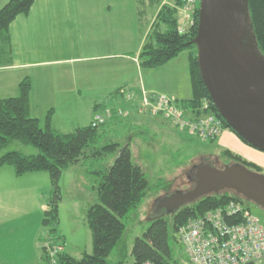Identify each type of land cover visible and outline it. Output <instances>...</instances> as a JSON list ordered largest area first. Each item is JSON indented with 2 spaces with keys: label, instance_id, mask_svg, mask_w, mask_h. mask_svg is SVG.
Returning a JSON list of instances; mask_svg holds the SVG:
<instances>
[{
  "label": "trees",
  "instance_id": "1",
  "mask_svg": "<svg viewBox=\"0 0 264 264\" xmlns=\"http://www.w3.org/2000/svg\"><path fill=\"white\" fill-rule=\"evenodd\" d=\"M151 1L153 6H156L162 0ZM35 2L36 0H8L3 6H0V68L13 64L11 24L19 15L28 14ZM183 5L184 0H175L173 5L166 3L161 6L138 54L139 65L146 69L158 68L188 51L193 96L190 99L178 100V105L186 111H193L197 116L215 115L222 121L224 129L231 130L244 143L251 146L219 114L201 76L198 53L194 51L196 46L193 42L198 32L200 4L198 2L192 24L181 31L183 17L180 10ZM249 16L258 46L264 54V0H249ZM139 23H141V30L148 26L141 19ZM126 89L124 86L112 93L114 96L121 95L125 101L124 104L119 102L118 105L106 106L105 103H101L97 106L96 111L109 109L112 112V116L105 123L100 126H93L90 123L68 132L60 131L53 126V110L48 112L44 126L38 118L30 115L32 92L30 77L27 76L21 80L17 96L0 97V151L7 150L0 156V169L3 166L11 165L16 176L42 171L49 174L52 190L42 224L44 228H47L48 234L58 236L57 239L64 247L63 238L57 229L59 205L62 199V190L59 184L62 173L82 159H102L109 154H117L112 165H102L99 168L97 166L100 164L91 166L92 172L100 177L97 202L87 209V222L92 231L93 251L84 252L81 257H74L63 250L56 256V264H111L108 260L109 256L114 251L121 249L126 230L124 219L130 216L133 211L138 210L149 194L151 183L142 166L133 160L130 148L131 139L127 142H121L118 139L107 141L108 135H111L113 130L132 120L130 115L119 114L118 107L129 108V103L134 100L128 98ZM216 140L210 139L211 142H216ZM14 142L34 146L38 152L25 154L20 150L8 149ZM86 150L91 153L87 154ZM217 156L218 160L227 161L223 167L239 163L264 174L262 165L229 148H223ZM210 158L212 156H202L201 162H208ZM214 163L217 165L218 161H214ZM196 167L191 169L193 173ZM192 171L189 176L194 183ZM163 185V180H160L154 189L160 190ZM231 202H241L250 207L249 204L253 201L235 190L226 189L186 203L167 217L163 214H151L149 216L150 224L146 231L134 240L131 250L133 261L130 263L126 258H121L114 264H141L145 261H150L153 264H189L186 256L176 253L172 246L173 241L183 249L178 236L180 228L191 218L202 216ZM43 239L44 237L42 242ZM42 251V264H52V258L46 249L42 247Z\"/></svg>",
  "mask_w": 264,
  "mask_h": 264
},
{
  "label": "crops",
  "instance_id": "2",
  "mask_svg": "<svg viewBox=\"0 0 264 264\" xmlns=\"http://www.w3.org/2000/svg\"><path fill=\"white\" fill-rule=\"evenodd\" d=\"M7 1L0 0V6ZM132 1L138 4L135 7L137 18L129 19V0H36L30 12L19 15L10 26L13 64L0 68V97L17 96L21 80L30 77V115L44 126L48 112L53 110V126L65 132L90 124L101 103L106 106L124 104L121 95H112L124 86L133 96L128 106L134 112L130 117L136 122L159 119L138 113L142 89L178 100L190 99L193 88L189 54L186 62L176 57L151 69L142 68L138 61L146 34L161 6L173 5L175 0H162L155 12L149 14L145 1ZM137 19L148 24L147 29L136 31ZM179 63L187 68L188 78L175 86L180 76L173 73L175 76L170 82L165 74L176 70ZM165 87L173 88L170 94L160 91ZM104 96L110 101H101ZM77 112L85 114L84 121ZM216 141L233 151L242 147L249 153L231 130H223ZM30 174L16 176L11 165L0 169V264L43 263L41 235L44 228L32 234L31 225L29 233L26 232L32 222L33 207L18 204L16 198L26 197L27 193L31 195L29 180L33 176ZM47 209L48 200L37 204V224L42 223ZM59 234L65 244L64 251H67L66 237Z\"/></svg>",
  "mask_w": 264,
  "mask_h": 264
},
{
  "label": "rangeland",
  "instance_id": "3",
  "mask_svg": "<svg viewBox=\"0 0 264 264\" xmlns=\"http://www.w3.org/2000/svg\"><path fill=\"white\" fill-rule=\"evenodd\" d=\"M144 1L147 6V14L155 12L156 6H153L149 0ZM137 6V2L129 0L127 11L129 19L132 17L137 18L135 17V7L137 8ZM117 14L116 12V15ZM146 18L149 19L148 16H146ZM135 26L137 27L136 31L140 32L141 23H139V19H137V25ZM146 27L147 26L144 28L147 29ZM194 51L198 53L197 48ZM188 54L189 52L185 51L178 56L182 58L181 62L182 60L185 62L187 61ZM186 69L182 68L181 63H179L176 70H172L170 74L167 73L165 76L171 82V78L175 76V74H178L180 77L175 84L176 86L178 83H182L188 78V71H186ZM170 89L173 88L165 87L160 91L170 94ZM184 96L185 95H183V97ZM101 101L107 102L110 100L107 96H104ZM118 108L122 110L129 109L123 107ZM133 113L134 112L130 110V116H132ZM138 113L141 115L144 114L143 116H153L151 114L148 115L146 112L143 113L139 111ZM76 115L80 116V120L82 119L84 121L85 114L83 112H77ZM153 117L159 119H150L149 121L145 120L143 122L130 120L128 124L113 130L111 132L112 134H109L110 136L108 135L107 138V141L110 139H118L121 142H127L131 139L130 148L132 150L133 160L142 166L151 183V189L143 204L138 210L133 211L130 216L124 219L126 222V230L123 235L121 249L119 251H114L109 256L108 260L111 264H114L121 258H126L130 263L133 261L131 250L134 240L146 231L150 224L149 216L151 214H163L167 217L172 214V211H170L167 206H157L160 197L164 196V198L167 199L176 193L181 191L186 193L192 189L194 184L190 179L189 173H191V169L195 166L198 167L204 164L201 162L202 156H212V158L205 163L217 168H223V165H225L224 163L227 162L222 159L218 160L217 158L221 150L226 148L218 144L217 141L211 142L210 140L200 138L196 135L183 133L168 119L161 116ZM241 142L245 144L246 150H249V153L244 152L242 147L236 148L237 150L235 149L234 152L264 167V152L247 145L242 140ZM8 149L20 150L25 154H35L38 152V149L34 146L24 145L20 142L12 143ZM6 151V149L0 151V156ZM86 151L87 154L91 153L88 150ZM116 156L117 154H109L102 159H82V161L71 165L62 173L59 183L62 190V199L59 205V223L57 229L58 232L65 235L67 251L74 257H81L83 252L93 251L92 231L87 222V209L97 202L100 177L92 172L91 166L100 164L97 166V168H99L102 165H112ZM214 161H218L217 165ZM30 176H33V178L30 177L31 179L29 180L32 185L30 191L31 195L27 193L26 197L22 195L16 198L18 204H28V207L31 209L33 207V218L32 216L30 218L32 222L28 225L29 228H27L28 226L26 224L24 226L27 228L26 232L29 233L32 225V234H35L37 233V229L44 228L42 223L39 222V224H37V204H41L50 199L52 184L50 176L46 171L31 173ZM160 180L164 182L163 187L160 190L154 189ZM249 205L252 213L258 216L264 225V210L254 202H250ZM39 217L41 218V214H39ZM46 233L47 228H44L41 238L45 237ZM172 246L176 253L178 252L182 256H185L184 250L179 248L173 241Z\"/></svg>",
  "mask_w": 264,
  "mask_h": 264
},
{
  "label": "water",
  "instance_id": "4",
  "mask_svg": "<svg viewBox=\"0 0 264 264\" xmlns=\"http://www.w3.org/2000/svg\"><path fill=\"white\" fill-rule=\"evenodd\" d=\"M203 81L219 114L253 148L264 152V54L249 16V0H200L193 40ZM188 192L161 198L175 211L198 198L232 189L264 210V174L243 164L204 163Z\"/></svg>",
  "mask_w": 264,
  "mask_h": 264
},
{
  "label": "built area",
  "instance_id": "5",
  "mask_svg": "<svg viewBox=\"0 0 264 264\" xmlns=\"http://www.w3.org/2000/svg\"><path fill=\"white\" fill-rule=\"evenodd\" d=\"M199 0H184L180 10L183 22L181 31L192 24ZM130 100L133 99L128 94ZM207 105V104H206ZM138 110L168 119L183 133L210 140L218 138L224 126L213 114L197 116L178 105V99L166 94L150 93L142 89ZM119 114L130 115L129 109H119ZM112 116V112L98 111L91 124L100 126ZM181 246L189 264H264V225L251 208L241 202H231L206 214L191 218L179 230ZM46 233L42 247L56 264V256L64 245ZM141 264H153L145 261Z\"/></svg>",
  "mask_w": 264,
  "mask_h": 264
},
{
  "label": "flooded vegetation",
  "instance_id": "6",
  "mask_svg": "<svg viewBox=\"0 0 264 264\" xmlns=\"http://www.w3.org/2000/svg\"><path fill=\"white\" fill-rule=\"evenodd\" d=\"M192 174H194L193 171H192ZM193 176H194V175H193ZM193 184L195 185V178H194V183H193Z\"/></svg>",
  "mask_w": 264,
  "mask_h": 264
}]
</instances>
